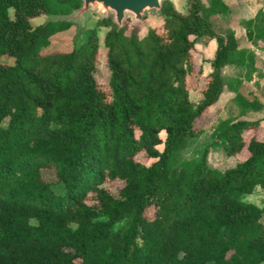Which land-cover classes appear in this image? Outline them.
Returning <instances> with one entry per match:
<instances>
[{
	"label": "trees",
	"instance_id": "16d2710c",
	"mask_svg": "<svg viewBox=\"0 0 264 264\" xmlns=\"http://www.w3.org/2000/svg\"><path fill=\"white\" fill-rule=\"evenodd\" d=\"M254 1L186 0L179 12L165 0L160 24L142 36L96 21L108 28L101 86L94 28L67 51L43 52L71 25L29 24L79 0H0V56L12 58L0 62V264L264 262V74L254 57L264 0ZM229 15L217 31L212 19ZM200 41L213 52L199 53L210 71L193 105L188 85L202 71L191 52ZM226 105L236 118L217 121L213 109ZM207 109L217 121L210 141L198 158L177 160ZM213 148L246 156L219 170L206 163ZM113 182H121L116 194ZM256 187L260 206L244 200Z\"/></svg>",
	"mask_w": 264,
	"mask_h": 264
},
{
	"label": "rangeland",
	"instance_id": "374dc122",
	"mask_svg": "<svg viewBox=\"0 0 264 264\" xmlns=\"http://www.w3.org/2000/svg\"><path fill=\"white\" fill-rule=\"evenodd\" d=\"M172 2L174 8L179 12L186 11L187 3L186 0H169ZM205 1V0H204ZM246 5H251L252 7H256V2L254 0H243ZM264 9V7H263ZM8 16L12 17V10L8 9ZM42 15L36 16L34 18L29 19V24L31 27H34L36 25L42 24L44 22L45 17H41ZM232 15L226 16V17H218L212 19V23L215 27V29L219 32H223L225 29V26L228 25V23H231L232 21ZM97 20L89 19L85 26L76 32V28L74 25H71L66 30L56 33L53 36L50 37V43L49 45L42 49L43 52H48L52 50H63L67 51L71 48L73 42H77L82 39L84 33L86 30L90 28H94L96 36H97V52H96V58H95V71H94V78L100 84L103 86L107 80L108 71L104 62L105 58V48L102 45V38L104 33L107 31V27L98 26L95 24ZM127 26V32L129 30H134L135 34L138 36H142L145 32V30L148 27L152 26H158L160 24V17H155L153 15H147L145 18H143L142 22L138 24H131L130 20H127L125 22ZM124 24V25H125ZM227 24V25H226ZM264 24V20L263 23ZM240 39L248 45V43L245 41V37H240ZM257 48H259L262 52L261 53H255L254 57L257 60L256 61V69L258 71L261 70L260 75L264 74V35L258 41L256 44ZM195 49L197 52H191L192 61L194 64V67L201 66V75L198 78L197 84L195 86L193 84L188 85L189 89V99L192 102V104H196L199 101V90L201 88V82L204 78V75L208 73L209 68L206 61L200 60V55L204 58H209L212 55L213 52V45L212 43L205 44L204 42L200 41L196 43ZM200 53V55H199ZM0 62L4 64H10L12 62V58L8 57L6 55L0 56ZM209 65V64H208ZM241 76H243V72H240ZM259 75V74H257ZM261 81H264V75L261 76ZM228 105L221 109L214 108L213 111L215 113H218L217 121L220 119H228L232 120L236 118V115L229 114ZM243 110L246 108L245 106H242ZM240 110L241 108L238 107ZM214 114L213 112H210L208 109L202 113L196 124L202 128V130L198 133L197 136L192 137L186 141L185 147L178 153L177 160H185V159H195L199 157V154L204 147L205 144H207L210 141V138L215 132L216 129V122L214 121ZM163 134H160L162 137ZM257 136L260 139L264 140V126L259 128L257 130ZM160 145L158 146V149H160ZM246 156V151L242 150L241 152L237 153L234 156H225L223 152L217 148L210 149L207 153L206 157V163L213 168L224 170L229 167H232L236 161L242 160ZM138 158L143 160V155H138ZM42 177L46 181L55 182L53 172L48 169H43L41 171ZM121 186V182H113L111 184H108L107 187L109 188L110 192L112 194H116L118 188ZM263 199V193L260 191L258 187L254 188L253 192L250 195L244 196L245 201H249L257 206L261 205ZM153 210L151 207H148L144 211V215L147 218L152 217ZM262 222L264 223V216L261 218ZM261 264H264L262 262Z\"/></svg>",
	"mask_w": 264,
	"mask_h": 264
},
{
	"label": "water",
	"instance_id": "95a60500",
	"mask_svg": "<svg viewBox=\"0 0 264 264\" xmlns=\"http://www.w3.org/2000/svg\"><path fill=\"white\" fill-rule=\"evenodd\" d=\"M165 0H79L77 8L67 13L44 15V22H66L81 30L89 19L110 20L115 30L122 28L127 20L135 25L147 15L163 17L161 7Z\"/></svg>",
	"mask_w": 264,
	"mask_h": 264
},
{
	"label": "crops",
	"instance_id": "0c3cea01",
	"mask_svg": "<svg viewBox=\"0 0 264 264\" xmlns=\"http://www.w3.org/2000/svg\"><path fill=\"white\" fill-rule=\"evenodd\" d=\"M41 17H44V15H42ZM205 63L207 64V66H208V68H209L208 71H210V66L208 65V62H205Z\"/></svg>",
	"mask_w": 264,
	"mask_h": 264
}]
</instances>
